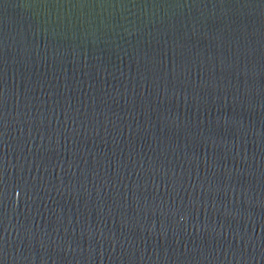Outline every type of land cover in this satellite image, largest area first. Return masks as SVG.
<instances>
[{
	"label": "water",
	"instance_id": "1",
	"mask_svg": "<svg viewBox=\"0 0 264 264\" xmlns=\"http://www.w3.org/2000/svg\"><path fill=\"white\" fill-rule=\"evenodd\" d=\"M0 264H264V0H0Z\"/></svg>",
	"mask_w": 264,
	"mask_h": 264
}]
</instances>
